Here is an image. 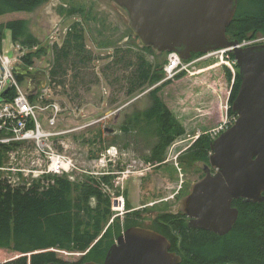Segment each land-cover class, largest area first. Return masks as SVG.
Masks as SVG:
<instances>
[{
	"label": "rangeland",
	"instance_id": "1",
	"mask_svg": "<svg viewBox=\"0 0 264 264\" xmlns=\"http://www.w3.org/2000/svg\"><path fill=\"white\" fill-rule=\"evenodd\" d=\"M22 15L19 17L27 21L29 32L37 40L38 49L33 50L32 58L47 72V93L61 108L53 128L80 126L79 131L63 139L75 167L70 178L110 177L111 188H106L112 197L110 224L116 222L120 233L126 229V219L152 228L151 220L158 214L177 213L180 200L203 177V167L209 163V155L206 159H194L193 146L200 137L184 142L185 135L205 132L201 137L209 136V131L233 117L229 113L224 76V69L234 75L237 71L228 63L231 57L214 54L193 64L180 77L164 81L161 74L166 54L143 47L129 30L126 16L113 4L98 0H43ZM76 25L83 38L79 47L73 35ZM259 38L262 39L252 43H264V37ZM66 44V54L60 57ZM0 51L8 59H16L8 30H3ZM147 68L160 78L150 87L142 86L139 79L141 71ZM158 86L159 97L184 133L172 143L179 144L167 147L159 166L149 167L146 161L157 140L139 130L124 131L122 125L132 113L148 108V91ZM112 110H119L115 125V114L103 119ZM106 129H112L113 134L109 135ZM53 144L59 149L58 141ZM126 169L131 174L121 176ZM45 170L44 159L29 146L0 151V177L14 185L31 183L28 177L41 175ZM85 254L58 252V257L75 263ZM16 256L0 249V262Z\"/></svg>",
	"mask_w": 264,
	"mask_h": 264
},
{
	"label": "trees",
	"instance_id": "2",
	"mask_svg": "<svg viewBox=\"0 0 264 264\" xmlns=\"http://www.w3.org/2000/svg\"><path fill=\"white\" fill-rule=\"evenodd\" d=\"M42 2L0 0V46L3 30H8L13 44L26 50L35 47L37 40L29 32L27 21L19 16ZM14 13L21 14L1 18ZM77 26H73L76 29L73 35L79 47L83 38L77 32ZM226 34L239 44L262 39L259 37H264V0H238L235 17ZM67 44L60 57L65 56ZM32 54L21 57L24 66L33 64ZM229 56L233 59L231 54ZM237 72L234 75L224 69L229 106L240 85ZM139 79L142 86L150 87L160 78L147 68L141 71ZM16 80L23 82L24 79L16 76ZM160 90L158 86L148 91V108L132 113L122 125L124 131L139 130L157 140L150 150V159L146 161L149 167L159 166L164 161L167 147L184 133L159 97ZM229 113L232 116L230 108ZM210 142L208 136L198 139L193 146L196 150L194 159L196 156L208 158ZM3 149L6 148L0 147V151ZM110 181L107 176L82 175L71 179L67 175L44 176L28 184L14 185L0 177V249L17 255L0 264L102 263L109 247L122 234L116 222L110 224L112 197L106 190L111 188ZM232 206L238 210V218L229 234L223 237L188 228L187 219L179 212L158 214L151 220L152 228H148L169 240L171 251L181 258L180 264H264V201L244 203L238 200L233 201ZM126 221V229L140 226L130 219ZM58 252L86 254L78 262L67 263L58 257Z\"/></svg>",
	"mask_w": 264,
	"mask_h": 264
},
{
	"label": "water",
	"instance_id": "3",
	"mask_svg": "<svg viewBox=\"0 0 264 264\" xmlns=\"http://www.w3.org/2000/svg\"><path fill=\"white\" fill-rule=\"evenodd\" d=\"M98 1L113 4L126 16L128 28L139 43L155 52H175L184 61L192 54L216 51L233 56L240 80L230 106L236 121L210 142L203 177L178 205V212L188 220V228L219 237L229 234L238 218L233 201H264V43L242 47L227 37L238 0ZM12 74L26 80L29 98L46 83L42 69L30 73L15 65ZM111 114H115V125L119 110L109 111ZM106 132L111 135L114 131ZM170 250L171 243L163 235L148 227L134 226L109 247L102 263L83 264H180V256Z\"/></svg>",
	"mask_w": 264,
	"mask_h": 264
},
{
	"label": "built area",
	"instance_id": "4",
	"mask_svg": "<svg viewBox=\"0 0 264 264\" xmlns=\"http://www.w3.org/2000/svg\"><path fill=\"white\" fill-rule=\"evenodd\" d=\"M51 38L53 37L51 36ZM252 42H243V46L255 44ZM14 49L16 52V59L14 61L8 59L3 53H0V147L13 148L29 146L46 163V170L41 175H69L75 167L67 152L69 146L63 139L65 136L73 135L79 131L80 126L67 129L53 128L61 113V108L57 102L51 101L46 90V85L40 88L41 90L39 89L32 99L27 97L24 85L16 80V76L11 71L13 63L24 56L25 52H22L19 46L14 47ZM214 54H226V58L229 57L226 51H217L206 55L195 56L190 60L184 61L180 59L177 53H166V63L162 68L164 81L175 78L180 73L187 71L193 64L207 59ZM228 63L230 66H235V61L231 58L228 59ZM36 66V64H33L29 69L35 70ZM46 79H48V74L46 75ZM6 91L7 93H5ZM234 121L235 118L232 117L230 121H222L216 128L209 131L208 137L210 140L216 139ZM44 122L45 124L43 125ZM200 131L202 132V130ZM203 133L205 134V132ZM202 134L198 132L196 136L195 134L185 135L184 142H194ZM55 141H58L59 149L54 146L53 143ZM177 144L179 143L176 142L172 145ZM111 150L108 152L110 153ZM120 174L121 176H128L131 172L126 169ZM41 175H33L28 178L31 181H36L35 179ZM8 182L13 184L10 180Z\"/></svg>",
	"mask_w": 264,
	"mask_h": 264
},
{
	"label": "flooded vegetation",
	"instance_id": "5",
	"mask_svg": "<svg viewBox=\"0 0 264 264\" xmlns=\"http://www.w3.org/2000/svg\"><path fill=\"white\" fill-rule=\"evenodd\" d=\"M260 44H262V43H260ZM255 45H257V44H255ZM232 115H233V114H232ZM233 117L235 118V121H236V116L233 115ZM235 121H234V122H235ZM234 122H233V124H234ZM233 124H232V125H233ZM186 222H187V224H188V220H186ZM170 252H172V251L170 250ZM174 253H175V252H174ZM177 255H178V254H177Z\"/></svg>",
	"mask_w": 264,
	"mask_h": 264
},
{
	"label": "bare ground",
	"instance_id": "6",
	"mask_svg": "<svg viewBox=\"0 0 264 264\" xmlns=\"http://www.w3.org/2000/svg\"><path fill=\"white\" fill-rule=\"evenodd\" d=\"M111 116V115H110ZM107 118H109V115H106L105 117H104V119H107Z\"/></svg>",
	"mask_w": 264,
	"mask_h": 264
},
{
	"label": "crops",
	"instance_id": "7",
	"mask_svg": "<svg viewBox=\"0 0 264 264\" xmlns=\"http://www.w3.org/2000/svg\"><path fill=\"white\" fill-rule=\"evenodd\" d=\"M27 87V86H26ZM112 115V114H111Z\"/></svg>",
	"mask_w": 264,
	"mask_h": 264
}]
</instances>
